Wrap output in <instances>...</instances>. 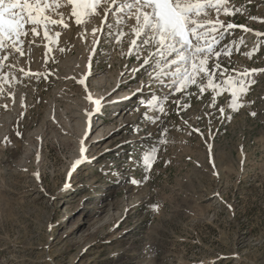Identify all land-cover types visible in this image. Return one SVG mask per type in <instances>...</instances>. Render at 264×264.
<instances>
[{
    "label": "rangeland",
    "instance_id": "374dc122",
    "mask_svg": "<svg viewBox=\"0 0 264 264\" xmlns=\"http://www.w3.org/2000/svg\"><path fill=\"white\" fill-rule=\"evenodd\" d=\"M108 5L43 0L40 15L68 27L52 24L46 36L47 21L25 25L24 54L0 51V264H264V72L252 76L235 111L228 103L238 89L215 84L234 76L232 69H264V0H229L219 15L215 7L191 15L208 29L232 23L253 30L223 35L222 55L207 67L228 71L202 77L203 95L192 84L170 95L162 72L174 69L152 57L157 45L142 44L143 16L138 21L133 7L105 22ZM132 41L140 47L129 58ZM146 59L151 66L130 71ZM85 69L91 77L82 89ZM88 97L106 105L90 122ZM152 97L162 111L143 103ZM177 100L187 105L179 114ZM146 110L160 119L150 123ZM153 146L146 173L143 157Z\"/></svg>",
    "mask_w": 264,
    "mask_h": 264
},
{
    "label": "snow or ice",
    "instance_id": "6c2138e0",
    "mask_svg": "<svg viewBox=\"0 0 264 264\" xmlns=\"http://www.w3.org/2000/svg\"><path fill=\"white\" fill-rule=\"evenodd\" d=\"M229 0H215L213 4L212 0H205L204 3L196 4H183L182 0H103L104 4H109L111 6L104 9L105 20L109 14L116 12H125L131 10L133 7H136L137 20L139 21L140 16H143V25L138 29V36L143 35L147 36V39L142 41L143 45L155 44L157 45L156 51L152 53L153 58H159L163 60L164 64L170 68H173L172 72H162V74L170 80L169 86L173 89L170 95H175L176 92L184 91L187 92V89L190 84L199 85L200 94L206 90V86L200 83V79L215 77L217 74L224 76L227 69H224L220 66L219 63H216L211 69L207 67L208 60L212 57H215L217 60L222 55V53L216 50V45L220 43L223 35L229 32L233 28H243L245 31H253L247 29L242 25H235L228 23L224 25L223 23L219 24V27L213 25L211 29H208L203 24H198L191 20V15L193 12L200 13L207 7H215L217 15L220 12V5L227 4ZM43 0H0V51H4L8 48H12L15 51H19L23 55V51L18 47V45L24 43L20 39L21 36H27L28 29L25 28V25H39L41 20L47 21L45 26V35L47 36L51 31V25L56 23H61L65 28L68 27V24L64 22L63 18L60 21L49 20L48 17H42L40 15L42 9L41 4ZM69 4H75L76 0H68ZM101 0H92L93 7L99 5ZM47 7V4H44ZM143 9H149V11H143ZM225 13L235 14L240 12L241 9L235 8L230 9L225 7L223 9ZM75 9H73V15H75ZM120 22H123V17L120 18ZM75 23L77 25L81 24V19L77 18ZM103 23V22H102ZM200 29H204L201 31ZM103 30V29H101ZM30 32L34 35H39L37 27L33 26L30 29ZM96 32V29H93V33ZM149 32L151 36H149ZM190 34V35H189ZM257 36L262 35L259 32H256ZM10 42V43H9ZM33 41H29L32 43ZM140 45L137 44V41H132V46L129 49V58H131L134 53L139 49ZM63 51V49H61ZM256 49H253V52ZM176 55L178 59L169 60L168 57ZM230 55V53H228ZM249 58L252 56V52L247 53ZM8 54L3 56V60H8ZM137 60L140 59L139 55L135 57ZM151 66L149 60H144V63L137 69H130L133 73L139 72L141 68L145 66ZM182 65V66H181ZM3 68V63L0 61V69ZM232 72H235V75H229L224 81H216L215 84L217 87H223L227 83H231L236 89L237 92H231V99L229 100L228 107L235 111L238 107L243 106L239 103L243 94L247 92V84L254 83L252 76L257 72H264V69H245V71L240 72L236 69H232ZM124 75L123 73L121 74ZM176 76L178 79L172 80L171 77ZM142 91V89H138ZM219 93L217 92V95ZM91 99V97H89ZM160 99L166 100L167 96H163ZM102 100L100 98L94 101L97 108L95 111H99L102 107ZM215 101V96L213 97ZM148 106H156L159 110H163L162 105H160L157 98L152 97L143 101ZM177 104V112L179 114L182 107H187V105H182L179 100L175 101ZM215 106L214 104L212 105ZM220 116L223 118L225 114L224 107L219 109ZM95 112L89 113L88 115H94ZM255 115V113H251ZM206 115H211L210 113ZM144 116L148 119L150 123H154L160 119L159 115L150 116L148 111L144 113ZM230 118V117H228ZM187 123V121H185ZM134 132H138L139 129H133ZM194 131L199 132V129H194ZM167 129H163L160 132V137L165 136ZM20 133H17L19 136ZM149 136L152 133H148ZM7 139V138H5ZM166 141L164 139L158 138V143L163 144ZM83 145V141L81 142ZM81 154L85 153V148L82 146ZM156 146H153L152 149L145 153L143 157V166L144 171L147 173L151 170L152 165L156 159L155 156ZM82 161L77 160L73 167L79 165ZM211 162V161H210ZM144 179H148L147 175L144 176ZM132 183H138L136 180H132ZM154 210L158 208L157 205L152 206Z\"/></svg>",
    "mask_w": 264,
    "mask_h": 264
},
{
    "label": "bare ground",
    "instance_id": "6f19581e",
    "mask_svg": "<svg viewBox=\"0 0 264 264\" xmlns=\"http://www.w3.org/2000/svg\"><path fill=\"white\" fill-rule=\"evenodd\" d=\"M93 107H91V109H92ZM90 112V111H89ZM86 123V122H85Z\"/></svg>",
    "mask_w": 264,
    "mask_h": 264
}]
</instances>
